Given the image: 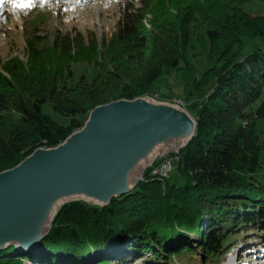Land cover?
Listing matches in <instances>:
<instances>
[{
    "label": "trees",
    "instance_id": "16d2710c",
    "mask_svg": "<svg viewBox=\"0 0 264 264\" xmlns=\"http://www.w3.org/2000/svg\"><path fill=\"white\" fill-rule=\"evenodd\" d=\"M249 1L131 0L102 44L69 32L54 39V57L30 41L28 63L15 57L0 67V171L58 145L96 106L152 94L176 71L193 82L186 107L197 121L174 153L175 179L150 168L108 206L68 203L38 246H10L0 264H223L231 254L237 264L264 263V183L255 176L264 151V13L249 11ZM83 61L96 73L72 83Z\"/></svg>",
    "mask_w": 264,
    "mask_h": 264
},
{
    "label": "water",
    "instance_id": "95a60500",
    "mask_svg": "<svg viewBox=\"0 0 264 264\" xmlns=\"http://www.w3.org/2000/svg\"><path fill=\"white\" fill-rule=\"evenodd\" d=\"M196 126L186 106L152 94L96 106L58 145L0 171V251L38 246L68 203L104 207L132 192L159 158L190 143Z\"/></svg>",
    "mask_w": 264,
    "mask_h": 264
},
{
    "label": "rangeland",
    "instance_id": "374dc122",
    "mask_svg": "<svg viewBox=\"0 0 264 264\" xmlns=\"http://www.w3.org/2000/svg\"><path fill=\"white\" fill-rule=\"evenodd\" d=\"M129 1L131 0H3L0 6V67L15 57L28 63L31 59L30 41L39 42V46L45 47V50L49 48L47 55L49 58L54 57L55 51L52 49L54 39L57 35L69 32L74 35L81 33L86 39L92 35L102 44L104 35L111 36L116 30L121 10ZM246 8L255 14H262L264 13V0H251L246 4ZM89 33L92 34L89 36ZM206 57L207 53L199 56V64L204 63V67L207 66V62L202 59ZM95 73L94 66L85 61L76 62L70 81L77 83L83 74L91 79ZM192 84L185 70L176 71L161 76L155 82L152 96L163 100H185L183 105L186 106V101L188 102L186 99H190L189 93L193 89ZM43 110L60 123L67 124L68 118L55 110L50 103L44 104ZM261 138L264 141V133L261 134ZM176 156L171 153L162 159L159 158L155 163L156 166L166 158H174L173 167L167 174L171 175L172 180L177 175V170H174ZM261 159L263 164L255 176L264 183V151H262ZM197 239V236H194V241ZM241 244L247 246L244 245V240ZM253 250L255 251L254 247ZM234 251L237 254L239 249L236 248ZM97 257L93 256L92 261L97 262L100 259ZM243 258L248 257L243 256ZM262 260L257 258L254 264H260ZM230 261L231 264H237L238 259ZM248 261L245 262L249 263ZM199 264L209 263L199 260Z\"/></svg>",
    "mask_w": 264,
    "mask_h": 264
},
{
    "label": "built area",
    "instance_id": "2783aa9c",
    "mask_svg": "<svg viewBox=\"0 0 264 264\" xmlns=\"http://www.w3.org/2000/svg\"><path fill=\"white\" fill-rule=\"evenodd\" d=\"M176 101L180 102L181 104H185L184 101L182 100H177ZM178 158V156H176V159ZM175 162L174 158H166L161 164L156 165L151 172V175L155 176V175H162V176H168V172L171 171L173 164ZM170 165V167H169Z\"/></svg>",
    "mask_w": 264,
    "mask_h": 264
},
{
    "label": "clouds",
    "instance_id": "9594fccd",
    "mask_svg": "<svg viewBox=\"0 0 264 264\" xmlns=\"http://www.w3.org/2000/svg\"><path fill=\"white\" fill-rule=\"evenodd\" d=\"M169 167H170V165H169Z\"/></svg>",
    "mask_w": 264,
    "mask_h": 264
}]
</instances>
